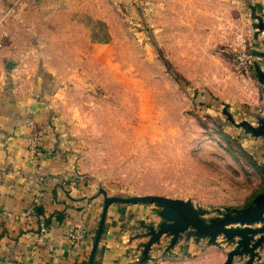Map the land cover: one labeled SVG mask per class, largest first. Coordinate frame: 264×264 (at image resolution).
I'll list each match as a JSON object with an SVG mask.
<instances>
[{"label":"rangeland","instance_id":"obj_1","mask_svg":"<svg viewBox=\"0 0 264 264\" xmlns=\"http://www.w3.org/2000/svg\"><path fill=\"white\" fill-rule=\"evenodd\" d=\"M46 4L68 6L66 21L39 31L48 44L37 51L58 77L52 88L63 87L56 105L87 184L190 200L206 218L250 203L264 185V144L223 114L227 104L236 123L264 116V87L237 59L264 48L242 0ZM138 205L155 216L154 204Z\"/></svg>","mask_w":264,"mask_h":264},{"label":"crops","instance_id":"obj_2","mask_svg":"<svg viewBox=\"0 0 264 264\" xmlns=\"http://www.w3.org/2000/svg\"><path fill=\"white\" fill-rule=\"evenodd\" d=\"M48 1L0 0V210L9 215L0 218V264H82L104 200L98 193L103 187L84 180L67 121L59 115L56 99L63 87L57 83L59 90L57 84L52 88L50 81L58 77L40 64L37 47L48 40L42 43L39 31H48L59 18L66 21L69 13L68 6ZM242 3L249 15L250 6L264 15V0ZM34 135L35 152L30 147ZM35 199L43 214L27 218ZM146 220L158 222L149 207L111 204L92 264L134 263L145 241L135 237L143 233L139 224ZM77 229H83V238L73 247L70 236ZM160 247L146 264H222L229 251L193 240L176 245L174 256L163 255L165 241ZM257 264H264V253Z\"/></svg>","mask_w":264,"mask_h":264},{"label":"water","instance_id":"obj_3","mask_svg":"<svg viewBox=\"0 0 264 264\" xmlns=\"http://www.w3.org/2000/svg\"><path fill=\"white\" fill-rule=\"evenodd\" d=\"M253 39L257 41L264 35V15L257 13L254 6L249 7ZM264 40V38H263ZM252 70L257 82L264 87V49H250ZM258 59L259 61L255 60ZM7 69L12 64L6 65ZM227 104H223V114L232 125L241 128L245 135L259 138L264 144V116L257 117L255 124L246 120L236 123L227 111ZM261 170L264 176V165ZM103 197V204L89 250L87 264H92L99 244L107 209L111 204H154L157 207L155 217L158 222H140V233L135 239H144L139 244L141 249L137 260L132 264H146L151 260V251L166 241L163 255L174 256L171 250L180 242L193 240L206 241L208 246L229 248L222 264H257L264 253V185L250 203L242 209L216 210V216L206 218V209L194 206L190 200L172 199L159 195L142 196H106L103 189H99Z\"/></svg>","mask_w":264,"mask_h":264},{"label":"built area","instance_id":"obj_4","mask_svg":"<svg viewBox=\"0 0 264 264\" xmlns=\"http://www.w3.org/2000/svg\"><path fill=\"white\" fill-rule=\"evenodd\" d=\"M237 59H238L239 65H241L243 68H251L252 60L248 53H245V52L244 54L242 53ZM35 146H36V140H35V135H34L30 143L31 151H34ZM37 202L38 200L35 199L33 206H37L38 205ZM33 215H34V212H33L32 207L28 208V210L25 212V216L29 218ZM5 217H9V215L0 210V218H5ZM43 227L44 226L40 224V229H42ZM83 233H84L83 229H77L73 232V234H71L70 239H71V244L73 247H77L79 245V242L83 238Z\"/></svg>","mask_w":264,"mask_h":264},{"label":"trees","instance_id":"obj_5","mask_svg":"<svg viewBox=\"0 0 264 264\" xmlns=\"http://www.w3.org/2000/svg\"><path fill=\"white\" fill-rule=\"evenodd\" d=\"M33 212H34V216L35 217H40L43 213H42V209H41V207L40 206H33ZM45 223L47 224L48 223V220H45ZM96 228H97V225H96ZM95 231H96V229L93 231V236H94V234H95ZM92 240H93V237H92ZM87 261H88V258H87V260L86 261H84L82 264H87Z\"/></svg>","mask_w":264,"mask_h":264}]
</instances>
